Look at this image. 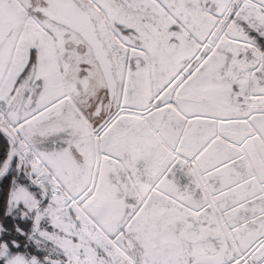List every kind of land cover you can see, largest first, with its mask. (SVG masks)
I'll use <instances>...</instances> for the list:
<instances>
[{"label":"snow or ice","instance_id":"obj_1","mask_svg":"<svg viewBox=\"0 0 264 264\" xmlns=\"http://www.w3.org/2000/svg\"><path fill=\"white\" fill-rule=\"evenodd\" d=\"M0 264H264V0H0Z\"/></svg>","mask_w":264,"mask_h":264}]
</instances>
